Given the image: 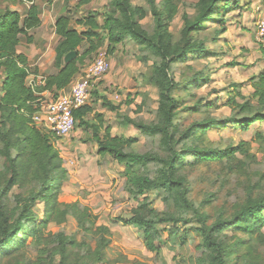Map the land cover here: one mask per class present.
I'll return each mask as SVG.
<instances>
[{"label": "trees", "instance_id": "obj_1", "mask_svg": "<svg viewBox=\"0 0 264 264\" xmlns=\"http://www.w3.org/2000/svg\"><path fill=\"white\" fill-rule=\"evenodd\" d=\"M22 1L30 3L25 16L12 8L0 10V156L7 160L12 172V178L6 187L0 189V257H8L22 246L43 243L54 245L61 257L60 264H67L68 250L79 245L77 235L82 234L85 240L81 245L88 252L92 240L100 245L99 250L90 252V260L87 259L82 264L104 262L101 256L110 244L104 234L110 230L107 226H96L86 204L77 199L68 201L70 199L61 198V186L69 172L55 146L58 138L36 125L32 116L38 111L39 100L44 98L42 95L45 91L57 97L61 90L71 86L87 65L86 62L93 60L95 56L90 58V55L99 49L104 38L108 41V55H113L116 45L124 43L128 36L136 40L142 49H151L158 56L157 61L152 64L149 84L160 90L159 111L163 122L146 124L124 116L122 129L134 127L147 139L164 138L165 158L134 149L127 150L126 145L139 141L140 137H128L123 130L113 133V126L106 125L104 114L96 112L92 102L74 110L75 128L80 127L91 134L92 140L98 143L100 156L109 155L123 166L121 173L125 177L124 190L138 205L131 217L119 220L142 231L145 248L158 255L161 243L167 242L158 240L162 231L174 234V229L159 230L158 225L172 222L176 227L181 220L173 216L162 217L159 210L151 207L147 194L152 192L168 203V195L177 192L181 203L192 209L197 223L194 229L202 237V242L198 245L203 252L196 258V264H230L229 258L237 253L241 242L228 243L222 235L227 230L255 236L257 241L264 243V195L256 200L251 196L240 212L230 219L220 217L209 222L210 216L194 208L188 197V189L181 188L183 182L175 178L177 171L188 164L224 163L228 172L241 173L248 169L250 163L257 161V153L262 152L264 157L263 132H257L255 139L251 141L241 139L225 149L199 150L195 146L187 145L180 149L175 147L181 133L176 117L183 102L175 95L180 82L175 76L173 65L185 59L217 55L210 44H217L226 28H215L211 39L202 36V32L211 22L226 24L224 15L229 10H234L240 0H198L193 14H183L184 44L181 47L178 44L172 45L168 40L169 35L162 28L164 20H172L178 13V5L174 0H163V12H160L156 0H146L158 21L159 29L155 35L142 28L140 20L146 16V10L142 6L134 5L132 0H112L111 6L104 13L103 24L99 22L96 14L77 20L84 27L82 31L73 26L69 16L60 15L55 22V33L59 37L55 46V71L46 74L43 83L35 86L28 83L29 76L33 73L29 57L19 47L23 39H26L27 44L35 42L30 31L41 26L42 18L34 0ZM89 1L83 0L81 4ZM85 42L89 46L84 52H80ZM73 52V57L67 59ZM144 61L147 62V58ZM37 72L38 69L35 70ZM209 80L204 73L197 72L183 87L187 89L189 85L201 86ZM242 85L235 82L231 88H224L222 91L226 93V100L223 103L219 102L222 96L204 103L206 108L227 106L231 113L221 120L196 124L191 136L228 127L248 131L254 124L264 122V69L250 78L252 92L244 93ZM96 89L92 94L98 90ZM214 93L219 91L215 90ZM101 99L104 105H108L109 110L119 111V107L114 106L107 97L102 96ZM201 103L202 101L195 110L199 109ZM188 133L181 134L180 137H189ZM254 145L257 150L252 152ZM154 161L163 162L161 176L154 177L148 170ZM28 174L32 185L29 195L21 198L14 210L5 211L4 198L11 187ZM39 204L43 205V210L38 209ZM71 218L78 224L77 230L72 234H68L65 229L54 231L50 228L53 225L60 227ZM184 223L188 224L189 221L185 220ZM100 230L103 231L102 235L93 238L94 233Z\"/></svg>", "mask_w": 264, "mask_h": 264}, {"label": "rangeland", "instance_id": "obj_2", "mask_svg": "<svg viewBox=\"0 0 264 264\" xmlns=\"http://www.w3.org/2000/svg\"><path fill=\"white\" fill-rule=\"evenodd\" d=\"M40 9L42 24L30 31L34 35L35 42L27 44L22 40L19 50L31 56V70L33 75L45 76L55 71L54 58L55 46L59 37L55 33V22L58 16L67 15L75 28L82 31L84 27L77 23L89 14H96L99 22L103 24L104 13L111 6L112 0H90L81 4L83 0H34ZM178 5V13L172 20H164L163 31L169 35L172 43L183 46V14H193L198 0H174ZM160 12L163 0H156ZM137 6L146 10V16L140 20L142 28L152 35L158 31V21L155 19L146 0H132ZM263 4V0H240L234 10H229L224 15L226 24L211 22L209 27L202 32V36L212 38L215 28L225 27L217 44L210 47L217 55L208 58H190L174 63L173 70L180 82L175 95L183 102L179 108L176 122L179 124L178 149L187 146H195L203 149H225L241 139L251 141L255 139L257 132L264 133V122L252 126L248 131L234 129L233 127L221 130H210L205 134L201 132L194 136L192 132L196 124L212 120H221L230 115L231 109L227 106L210 107L203 106L207 101L215 100L222 96L220 103L226 100L224 88H231L235 82L242 83V91L246 94L250 89V78L254 74V65L261 60L263 48L256 46L255 24L259 19L257 13L251 10L253 4ZM30 3L22 0H0V10L12 8L25 16ZM165 14V13H164ZM261 18V17H260ZM88 42L81 47L80 52L88 48ZM107 39H103L99 49L90 55V58L98 52H106ZM176 46V45H175ZM108 55V53H107ZM262 57V56H261ZM147 58V62L144 61ZM158 56L151 49H142L139 43L128 36L124 43L116 45V52L108 55L110 67L98 90L89 99L95 107V111L104 114L106 125L113 126V133L121 130L129 136H139V141L126 145V149H134L141 153L153 154L159 158H165V139H147L136 128L122 129L124 116L136 119L146 124H159L163 117L159 111L161 106L160 90L149 84L152 75V64ZM91 60H88L90 62ZM42 65V71L39 65ZM86 67V66H85ZM254 68V69H253ZM38 72L35 73V70ZM197 72L204 73L210 78L209 82L201 86L187 85ZM29 76L28 82L37 84L38 78ZM217 90L219 93H214ZM48 101L56 97L53 93L43 94ZM102 96L107 97L119 111H111L108 105H104ZM131 100V102L129 101ZM202 101L198 110H195ZM121 131V132H123ZM189 132V137H180ZM89 132L76 127L68 136L56 143V148L68 169L69 176L61 186V198L79 200L89 206L92 219L96 226H107L109 233L104 234L110 241L109 247L104 250L99 264H196V258L203 249L198 244L202 237L194 229L197 226L196 217L192 209L183 205L177 192L169 194V201L152 192H148L151 207L156 208L162 217L173 216L181 220L174 227L173 223H161L158 229H174L173 232L161 233V238L166 243H161V251L158 255L148 251L143 243V232L131 225L122 223L121 218H129L137 207V201L129 198L124 190L125 177L121 173L123 166L116 163L111 156L98 154V143ZM257 150L253 146L252 152ZM191 160V159H190ZM162 161H154L148 170L152 176H161ZM12 178L11 167L7 160L0 156V189L6 187ZM175 178L181 180V188L188 189V197L193 202L194 208L210 216L209 222L220 217L230 219L240 212L247 204L251 196L256 200L264 195V157L262 152L257 153V161L250 163L245 172H228L224 163L188 164L177 171ZM32 185L29 182V174L20 179V182L11 187L4 198V210L11 212L17 207L21 198L28 196ZM43 210V205H38ZM189 223L185 224L184 221ZM77 221L69 219L67 223L51 226L54 231L65 229L68 234L77 230ZM164 230V229H163ZM2 230L0 229V237ZM264 232V229H263ZM103 231H97L93 238L100 237ZM170 235H172L170 237ZM228 243L241 242L237 253L229 258L230 264H264V243L257 241L255 236H250L237 230H227L222 234ZM78 246L68 250L67 264H82L90 260V252L99 250V243L92 240L90 251L81 245L85 240L82 234L77 235ZM20 240V237H18ZM47 246V247H45ZM49 249V251H47ZM58 250L51 244L33 243L19 247L17 251L8 257H0V264H60L61 257Z\"/></svg>", "mask_w": 264, "mask_h": 264}, {"label": "built area", "instance_id": "obj_3", "mask_svg": "<svg viewBox=\"0 0 264 264\" xmlns=\"http://www.w3.org/2000/svg\"><path fill=\"white\" fill-rule=\"evenodd\" d=\"M255 37L264 47V16L256 23ZM109 67L107 53L98 52L93 60L83 68L68 91L60 92L57 97L48 101L39 100V109L32 116L36 125L54 134L58 141L68 136L76 126L74 110L89 102L93 90L103 81ZM28 83L31 86L39 85Z\"/></svg>", "mask_w": 264, "mask_h": 264}, {"label": "crops", "instance_id": "obj_4", "mask_svg": "<svg viewBox=\"0 0 264 264\" xmlns=\"http://www.w3.org/2000/svg\"><path fill=\"white\" fill-rule=\"evenodd\" d=\"M248 6H251V10H253L255 13H257V17L258 18H260V17H262V16H264V3L263 4H255L254 5V3L253 4H251V5H247L246 7H248ZM258 21V20H257ZM257 23V22H256ZM255 27H256V24H255ZM255 41H256V46L257 47H261V48H263L262 47V45L256 40V37H255ZM33 44V43H32ZM261 52V55H260V59L261 60H259L255 65H254V74L253 75H257V74H259L263 69H264V49H262V51H260ZM262 56V57H261ZM29 61H30V65H31V56L29 55ZM39 65V64H38ZM39 70L40 71H42V65L40 64L39 65ZM33 75V74H32ZM252 75V76H253ZM31 76V75H30ZM33 76H35L36 78H38L39 80H37V84H41V83H43V79H44V77L45 76H39V75H33ZM251 76V77H252ZM250 87V91H249V93L250 92H252V87H251V85L249 86ZM70 89V87L69 88H67V89H65V90H61V92H66V91H68ZM47 92H49V91H45L43 94L45 95V94H47ZM256 124H260V123H256ZM256 124H254V125H256ZM253 125V126H254Z\"/></svg>", "mask_w": 264, "mask_h": 264}, {"label": "water", "instance_id": "obj_5", "mask_svg": "<svg viewBox=\"0 0 264 264\" xmlns=\"http://www.w3.org/2000/svg\"><path fill=\"white\" fill-rule=\"evenodd\" d=\"M74 54H75L74 52L71 53V54H69L68 57H67V59H71V58L73 57Z\"/></svg>", "mask_w": 264, "mask_h": 264}]
</instances>
